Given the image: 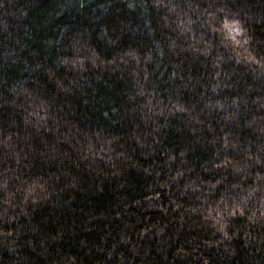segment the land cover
<instances>
[{
    "label": "trees",
    "instance_id": "1",
    "mask_svg": "<svg viewBox=\"0 0 264 264\" xmlns=\"http://www.w3.org/2000/svg\"><path fill=\"white\" fill-rule=\"evenodd\" d=\"M0 264H264V0H0Z\"/></svg>",
    "mask_w": 264,
    "mask_h": 264
}]
</instances>
